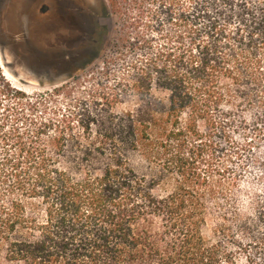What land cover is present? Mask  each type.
Segmentation results:
<instances>
[{
	"label": "trees",
	"instance_id": "trees-1",
	"mask_svg": "<svg viewBox=\"0 0 264 264\" xmlns=\"http://www.w3.org/2000/svg\"><path fill=\"white\" fill-rule=\"evenodd\" d=\"M103 7L126 23L114 103L137 110L44 119L0 68V264H264V195L246 177L264 158V0Z\"/></svg>",
	"mask_w": 264,
	"mask_h": 264
},
{
	"label": "rangeland",
	"instance_id": "rangeland-1",
	"mask_svg": "<svg viewBox=\"0 0 264 264\" xmlns=\"http://www.w3.org/2000/svg\"><path fill=\"white\" fill-rule=\"evenodd\" d=\"M103 1L0 0V68L6 82L25 94L26 109L38 110L44 119L66 116L84 125L137 110L140 102L134 97L114 103L124 71L109 63L122 46L126 23L120 16L105 20ZM24 16L30 22L31 46L24 37ZM154 96L167 99L158 91ZM257 159L259 165L246 177L264 195V158ZM129 160L137 174L159 183L162 190L170 188L169 179L143 157L133 154ZM215 227L216 221L209 218L203 228L210 243L218 240Z\"/></svg>",
	"mask_w": 264,
	"mask_h": 264
},
{
	"label": "flooded vegetation",
	"instance_id": "flooded-vegetation-1",
	"mask_svg": "<svg viewBox=\"0 0 264 264\" xmlns=\"http://www.w3.org/2000/svg\"><path fill=\"white\" fill-rule=\"evenodd\" d=\"M23 20H25L24 21V25H23V28H24V37L26 39L27 45L31 46L30 22H29L28 16H24L23 17ZM35 51L38 52L37 50H35ZM39 54H44V53H42V52L40 53L39 52Z\"/></svg>",
	"mask_w": 264,
	"mask_h": 264
}]
</instances>
